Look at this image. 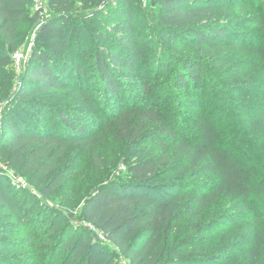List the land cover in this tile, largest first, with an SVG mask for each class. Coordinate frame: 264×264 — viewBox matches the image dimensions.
Instances as JSON below:
<instances>
[{
	"label": "trees",
	"instance_id": "obj_1",
	"mask_svg": "<svg viewBox=\"0 0 264 264\" xmlns=\"http://www.w3.org/2000/svg\"><path fill=\"white\" fill-rule=\"evenodd\" d=\"M30 1L0 0V75H6L11 65V55L17 49ZM46 1L52 18L41 25L38 37L45 48H35L32 52L15 97L10 98L11 89L0 95V103L8 101V107L15 105L13 110L5 108L1 116L0 159L7 168L23 177L30 176L31 183L45 196L57 192L70 176L72 164L67 161L68 150L78 143L86 141L95 165L103 166L102 156L93 144L99 122L104 125L102 133L111 131L116 140L129 145L142 142L139 140L146 138L143 136L153 129L160 128V134L173 137V122L182 114V107L189 106L198 111L204 107L203 97L212 79L208 77L207 70L210 69L201 54L214 55L208 56L216 70L228 75L227 80L235 87L239 100L245 95L254 97L264 85V81L252 82L254 77H264V48H254L258 65L255 73L249 74L253 65L245 67L242 60L233 55L241 50L239 42L247 41L244 36L248 31L232 24L230 27L226 23L212 22L219 18L218 13L237 0H157L159 7L154 11L153 23L159 28L157 37L162 40H158L164 44L155 46L153 51L145 49L146 41L152 40L143 37L138 30L136 19L144 20L145 17L137 11L133 0ZM238 1L250 5L253 11L254 7L260 6L262 10L255 24L264 30V0ZM111 8L114 11H109ZM106 12L108 15L102 16ZM100 16L103 20L98 23L103 28L98 35L100 47L94 49V64L104 86L102 97L118 98L115 103L119 110L104 118L103 110L102 113L95 112L97 118H101L96 124L97 119L89 118L88 123V115L74 111L77 107L73 104L78 102L55 109L38 97L52 90L70 89L74 74L80 80V92L90 91L92 86L84 87L88 86V81L82 83L81 64L64 63L62 53L73 50L69 47L65 27L76 18L86 22ZM84 25L83 22L74 25L72 32L75 34ZM231 31L234 32L230 36ZM169 44L177 45L173 48ZM186 48H194L196 55L186 53ZM60 70H65L66 75ZM127 71L139 80L134 81L133 86L144 96L141 102L138 97L130 98L129 91L121 94L120 75ZM87 97L92 99L90 94ZM168 104L176 110L170 119L163 115ZM86 108L93 109L94 104H88ZM171 113L167 114L170 116ZM213 113L217 115V110ZM136 115H139L137 120ZM249 117L243 121L261 137L264 150V109H259L254 119ZM141 124H150L148 132ZM195 124L202 131L201 142L182 139L174 144V149L169 147L156 156H136L127 166L128 181L103 183L83 204L81 217L84 222L106 234L110 243L131 264L191 263L187 259L188 245L179 244L170 249L165 246L167 236L180 225L177 210L185 200L196 207V215H203L221 199L237 201L238 208L244 214L246 212V216L260 221V213L253 208L251 197L264 196V182L255 181L254 169L246 167L233 155L229 145L219 137L215 121L206 118ZM199 176L210 177V183H207L210 185L194 194L191 182ZM12 188L9 181L0 176V211L10 213L18 224L32 227L35 216L26 209L27 200H21L18 191ZM139 190L144 191L138 193ZM144 206L146 209L142 210ZM29 236L27 245L38 250V264H57L62 257L60 264H113L112 255L99 251L90 235L82 232L75 237L68 225H61L56 220L46 221L44 225L37 221ZM4 240L0 237V242ZM251 255L254 264H258V247L252 249Z\"/></svg>",
	"mask_w": 264,
	"mask_h": 264
},
{
	"label": "rangeland",
	"instance_id": "obj_2",
	"mask_svg": "<svg viewBox=\"0 0 264 264\" xmlns=\"http://www.w3.org/2000/svg\"><path fill=\"white\" fill-rule=\"evenodd\" d=\"M133 4L138 7L137 11H141L145 17L144 20L135 18L138 30L143 37L152 40L151 42L146 41L145 49L153 51L155 46H163L164 43L158 40L161 37H157L159 28L153 23V18L156 15L154 11L159 7L157 0H133ZM254 9L255 11L251 9L250 5H245L242 1H232L231 6H228L227 10L218 13L219 18L212 21L215 24H232L238 29L248 31L244 36L247 41H240L241 50L235 51L233 55L236 59H241L245 67L253 65L249 74H254L258 65V57L253 53L254 48L256 46L264 48V30L255 24L259 11L262 9L260 6H256ZM109 11L114 10L111 8ZM108 12L102 16L108 15ZM102 16L97 19H88L86 22L83 19L76 18L65 27L68 31L69 47L74 51L68 49L62 53L64 63L68 65L81 64L84 77L82 83L88 81V86L84 87L86 89L92 86L90 91L80 92L81 88L78 86L80 80L74 74L70 89L52 90L38 97V99L48 103L55 109L72 106L73 103L78 102L79 104H73L77 107L74 108V111H79L82 115H88L89 117L86 119L88 123H90L89 118H92V120L93 118L97 119L96 124L101 118H97L95 112L99 113L100 111L102 113L103 110L104 118L119 110L116 104L118 101L115 100L116 97L114 100L102 97L104 86L94 64V49L100 47L98 35L103 26L98 22L101 19L103 20ZM51 18L52 13L46 0H31L27 5V19L21 26L17 49L11 55V65L8 67L6 75H0V95L2 92L6 94L11 89L10 98H13L19 91L21 79L27 69L32 52L35 48H45L44 45L39 43L38 37L41 25ZM80 22L85 25L82 26L83 28H77L78 30L74 34L72 27ZM232 32L234 31L229 32L230 36ZM176 45L169 44L173 48ZM174 52H178V50L174 49ZM185 52L192 55L197 53L194 48H186ZM21 54L24 58L19 62L18 56ZM26 54L27 59H25ZM208 55L214 56L213 54ZM208 55L201 54L200 56L204 59L207 68L210 69L207 72L209 79H212L208 83V90L203 97L202 104L204 107L199 111L189 106L182 107V114L177 116L173 122L175 129L173 137L160 134V128L148 132L150 124H141L142 127H145V132H148L143 136L146 138L139 140L142 142L129 145L116 140L111 135V131L102 133L104 125L101 126V122H99L96 126L98 128L96 134H94L93 144L102 156L103 166L95 165L89 154L91 147H87L86 141L71 147L70 151L68 150L67 161L72 164V172L58 191L51 196H45L41 193L31 183L30 176L23 177V175L7 168L0 159V176H3L5 180L7 179L10 185L18 191L21 200L22 198L27 200L26 209L35 216L34 219L36 220L33 219L32 227H25L14 221L10 213L0 211V237L5 239L0 242V264H38V257H40L38 250L27 245L30 241L29 233L37 224V221L40 225H44L46 221L52 220L58 221L61 225H68L70 232L75 237L82 232H86L98 246L99 251L109 252L112 255L113 264H131L110 243L106 234L84 222L81 217L83 204L86 198L103 183L128 181L130 176L127 174V166L129 161L134 160L136 156L141 155L143 158L156 156L163 150L169 149V147L174 149V144L182 139L193 143L201 142L202 131L195 124L197 120L207 118L209 121H215V125L219 127V137L229 145L233 155H236L246 167L254 169L255 181L258 179L260 183L264 182V150L262 149L261 137L255 130L248 127L247 122L243 121L247 116L254 119L258 110L264 109V85L261 86L260 91L255 92L254 97L245 95L239 100L236 94L238 92L227 80L228 75L216 70L215 63ZM62 73L66 75L65 70ZM247 74L245 73V75ZM120 81L123 87L122 95L127 94L129 91L130 98L134 96L133 100L138 97V102L143 101L142 97L144 96L136 86H133L134 81H139L137 77L128 74L127 71L125 74L121 73ZM260 81H264L263 76L261 78L254 77L252 80V82L257 83ZM162 83L166 82L163 81ZM136 91L141 95H138ZM88 94L92 96V99H88ZM82 96L86 99H83ZM217 100H220V102ZM88 104H94V108H86ZM8 105V101L0 103V120L4 109ZM14 106H9L7 110H13ZM248 107L250 108L248 109ZM215 109L217 115L213 113ZM163 111V115L166 114L165 117H169L168 119L176 112L172 104L164 107ZM169 112H172L170 116L167 114ZM91 113L94 115H91ZM138 118L139 115H136L135 119ZM133 124L135 125V123ZM210 179V177L199 176L192 180V193H200L201 188L210 185L207 184L210 183ZM143 191L139 190L138 193ZM251 200L255 211L260 213V221L255 222L252 218L246 216V212L244 214L238 208L237 201L221 199L217 204L209 207L203 215H196L194 211L196 207L190 205L188 200L181 202L177 210V221L180 225L167 236L165 246L170 249L179 244L188 245L190 250L187 259L191 261L190 264H254L255 260L252 258L251 251L256 246L259 252L258 264H264V196L253 195ZM143 209H146V206L142 207ZM238 217L241 218L237 221L235 218ZM244 217H246V220H243ZM2 229L5 231H2ZM41 255L44 257L43 252ZM62 259L63 257L58 260L57 264H60ZM44 261L46 263L47 260Z\"/></svg>",
	"mask_w": 264,
	"mask_h": 264
},
{
	"label": "built area",
	"instance_id": "obj_3",
	"mask_svg": "<svg viewBox=\"0 0 264 264\" xmlns=\"http://www.w3.org/2000/svg\"><path fill=\"white\" fill-rule=\"evenodd\" d=\"M24 57H23V55L21 54V55H19L18 56V59H19V62L23 59ZM25 59H27V54H26V56H25Z\"/></svg>",
	"mask_w": 264,
	"mask_h": 264
}]
</instances>
